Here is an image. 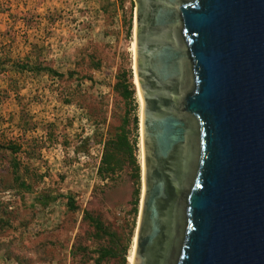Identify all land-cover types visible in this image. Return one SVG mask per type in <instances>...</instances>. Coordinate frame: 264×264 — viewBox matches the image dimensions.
Masks as SVG:
<instances>
[{
    "label": "rangeland",
    "instance_id": "1",
    "mask_svg": "<svg viewBox=\"0 0 264 264\" xmlns=\"http://www.w3.org/2000/svg\"><path fill=\"white\" fill-rule=\"evenodd\" d=\"M131 2L0 0V264H129L144 190Z\"/></svg>",
    "mask_w": 264,
    "mask_h": 264
},
{
    "label": "water",
    "instance_id": "2",
    "mask_svg": "<svg viewBox=\"0 0 264 264\" xmlns=\"http://www.w3.org/2000/svg\"><path fill=\"white\" fill-rule=\"evenodd\" d=\"M148 3L136 28L144 190L134 264H164L172 251L169 264H264V0ZM151 32L175 40L149 42Z\"/></svg>",
    "mask_w": 264,
    "mask_h": 264
},
{
    "label": "flooded vegetation",
    "instance_id": "3",
    "mask_svg": "<svg viewBox=\"0 0 264 264\" xmlns=\"http://www.w3.org/2000/svg\"><path fill=\"white\" fill-rule=\"evenodd\" d=\"M148 4H149L148 0H132V2H131L132 16H131V30L130 31L133 32V40H135V43H136V56H137V34H136V28H137V25H138L139 22H141L142 20H145V18L147 16ZM166 37H169L172 40H175L174 35H172L171 33L169 35H162V34H159V33H156V32H151L148 35L147 41L159 44V43L164 42ZM133 56H134V54H133ZM136 56L133 57V68H132L133 69V79H132V83L134 85V91H135L136 96H137L138 101H139V97L141 98V100H142V97H141V94H140L139 84L136 85V83H135V78H137V80H138ZM134 67H136V70H135ZM138 83H139V81H138ZM148 83H149V86L151 88H153V91L155 90L156 92H158V90L160 89V86L157 84L156 81H152L151 80V81H148ZM170 89H173L175 91L179 90L178 86H176V85L171 87ZM154 95H157V94L154 93ZM139 103H140V101H139ZM140 108H141V106H140ZM140 135H141V132H140ZM192 153H193L192 141L189 139V140H187V142H186V144L184 146L183 156H182V160L185 163V166L187 167V170H188V167L191 166V163L188 164V159L191 158ZM182 175H183V179H184L185 176H186V172L183 171ZM181 192H182V190H181ZM172 254H173V251H172ZM172 254H171L170 257H165L164 256V264H169V261H170V259L172 257Z\"/></svg>",
    "mask_w": 264,
    "mask_h": 264
},
{
    "label": "trees",
    "instance_id": "4",
    "mask_svg": "<svg viewBox=\"0 0 264 264\" xmlns=\"http://www.w3.org/2000/svg\"><path fill=\"white\" fill-rule=\"evenodd\" d=\"M5 69H6L5 66H3L2 68H0V74H2L5 71ZM35 69H34V67L29 66V64H25V65L22 64L21 67H20V70L22 72H25V71H33V70L35 71ZM36 71L42 72V71H44V69L38 68V69H36ZM49 71H52V70H49ZM53 73L55 74V76H57V77L59 76V74H57L56 72H53ZM120 86H121V90H122V96L124 97V99L126 101H129V100L133 99L134 92L132 90H130L131 85H127L125 83H121ZM135 124H136V126L138 124V120L136 118H135ZM120 141H121V145L122 144L123 145H126L125 146V149H127V151H129V153H132V149L128 146L126 140L124 138H120ZM14 148H15V146H14ZM108 164L110 165L109 162H107V161L104 162V165H108ZM96 226L98 227V229H101L102 224H100L99 222H97ZM107 253H108V255H110V257H114V258L121 257L123 259H125V255H126L122 251V249H120V245L119 244L116 246V249H112L110 252H107Z\"/></svg>",
    "mask_w": 264,
    "mask_h": 264
},
{
    "label": "bare ground",
    "instance_id": "5",
    "mask_svg": "<svg viewBox=\"0 0 264 264\" xmlns=\"http://www.w3.org/2000/svg\"><path fill=\"white\" fill-rule=\"evenodd\" d=\"M132 52L134 54V56H136V43H135V40H133L132 42ZM136 66V65H135ZM135 70H136V67H134ZM135 83L136 85H138V80L137 78H135ZM139 100H140V103H141V116H140V131H141V153H142V165H143V168H144V138H143V113H144V104H143V100H141V98L139 97ZM142 202H143V195H142V201H141V205H140V208L142 207ZM141 210V209H140ZM137 232H138V229L136 231V235H134V240H133V245H132V248H131V251H130V254H129V264H134L135 262V257H136V249H137Z\"/></svg>",
    "mask_w": 264,
    "mask_h": 264
}]
</instances>
